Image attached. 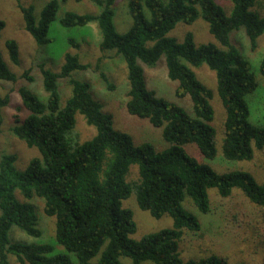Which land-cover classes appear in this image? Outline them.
I'll use <instances>...</instances> for the list:
<instances>
[{
    "label": "trees",
    "instance_id": "obj_1",
    "mask_svg": "<svg viewBox=\"0 0 264 264\" xmlns=\"http://www.w3.org/2000/svg\"><path fill=\"white\" fill-rule=\"evenodd\" d=\"M68 1H50L39 19L33 6L20 4L25 29L39 47L53 42L49 38L51 27L61 5ZM88 1L100 9L99 14L67 12L60 24L68 29L97 24L102 37L100 51H114L127 64L128 113L148 120L155 128H163L169 147H136L131 136L114 129L112 116L103 113L90 86L72 77L74 72L92 67L82 63L79 54L67 53L58 73L41 64L48 98L42 101L31 91L21 89L22 103L29 114L25 120L17 118L12 129L28 148H37L41 157L32 159L24 171L15 166L16 154L0 157V264H11L10 254L20 264H124L122 258L131 259L133 264H229L217 255L198 261L181 259L178 241L184 231L194 235L201 232L200 222L184 209L183 203L190 198L203 214H211L214 211L209 190H217L224 201L238 189L258 208L264 224V183L247 172L219 174L186 153L184 147L195 144L206 159L213 160L217 155L214 110L210 104L213 91L198 80L190 66L206 65L216 74L218 94L226 112L224 157L229 161L253 160L255 150H264V128L250 122L246 98L259 84L249 60L231 43V34L245 28L251 51H256L258 39L264 37V0H231V15L214 0H130L133 25L125 34H119L114 25L117 0ZM200 17L209 24L219 45L198 47L191 33L182 44L168 37L178 24L192 25ZM4 28L0 19V39ZM70 43L76 48L79 45L74 40ZM7 49L11 62L19 65L18 42L7 41ZM3 57L0 50V80L16 82L17 76ZM163 57L169 78L179 84L177 97L190 98L192 113L147 88L143 65L153 68ZM95 69L100 71L102 83L113 90L114 85L100 66ZM260 72L264 77V57ZM23 78L33 82L29 71ZM62 79H69L72 87L64 108L58 85ZM9 103L8 95H0V111ZM77 114L97 130L89 141L80 140ZM132 165L139 167V179L128 183ZM17 192L27 201L36 197L44 200L45 214L56 219V242L67 253L54 254L51 244L11 243L13 227L34 238L42 236L34 206L19 201ZM132 195L139 208L154 218L169 215L173 227L138 241L132 239L137 226L132 211L123 208V201Z\"/></svg>",
    "mask_w": 264,
    "mask_h": 264
},
{
    "label": "rangeland",
    "instance_id": "obj_2",
    "mask_svg": "<svg viewBox=\"0 0 264 264\" xmlns=\"http://www.w3.org/2000/svg\"><path fill=\"white\" fill-rule=\"evenodd\" d=\"M50 1L52 0H0V19L5 23L0 39V50L4 56L3 59L17 76L16 82L0 80V95L10 97L8 106L0 111V157L3 154H16L18 160L15 166L19 171H24L32 159L41 157L37 148H28L12 131L17 118L25 120L29 114L23 106L20 90L25 88L36 94L42 101H46L48 95L44 89V77L40 71V65L45 64L48 70L58 73L65 63L67 53L79 54L82 57V63L92 66L88 71L74 72L72 77L90 86V93L93 99L101 105L103 113L112 116L116 131L131 136L136 147H141L144 144H152L158 150L169 147L163 138V128H155L148 120L137 118L128 113L127 102L130 85L127 64L123 57H117L114 51L105 53L100 51L102 37L97 24L91 23L86 27L73 29L64 28L60 24L61 18L67 12L80 15L99 14L100 9L96 5L88 0L82 2L69 0L66 4L61 5L57 19L49 33V38L53 42L43 47L37 45L34 38L25 29L20 4L25 7L33 6L34 15L39 19L44 7ZM214 1L224 8L227 15L232 14L234 5L231 0ZM129 2L130 0H117L114 5V25L119 34L127 33L133 25L129 13ZM145 11L150 19L149 11L147 9ZM252 11H256V9H252ZM188 33L193 34L198 47L210 43L219 45L210 33L209 24L202 17L192 25L178 24L168 37L182 44ZM9 40H15L19 44V55L21 56L19 65L13 64L10 60L11 56L7 49ZM70 40L76 41L79 44L78 47H74ZM231 43L251 63L252 72L259 85L257 90L246 98L250 110V122L257 127L264 128V77L260 72L261 61L264 57V37L258 39V47L254 52L251 51L250 40L245 28L231 34ZM98 65L114 85L113 90L108 89L100 80V71L95 69ZM143 67L146 86L150 91L155 92L157 97L192 113L190 98L179 99L176 95L179 84L169 78L165 57L153 68L144 65ZM190 68L198 80L213 91L210 104L214 110L212 126L216 131L217 155L213 160L206 159L195 144L185 146L186 153L201 163L209 165L219 174L235 171L247 172L260 184L264 183V150H255L254 159L251 161H229L224 157L222 152L226 112L218 94L216 74L206 65L199 68L190 66ZM28 71L33 77V82L23 78L24 73ZM58 85L61 108H64L71 98L72 87L69 79L59 80ZM76 122V131L81 142L89 141L96 136V128L89 126L84 116L77 114ZM137 179H139V167L132 165L126 181L131 183ZM15 195L19 201L28 202L34 206L38 218V228L42 231V236L34 238L19 228L13 227L10 231L11 243L51 244L55 248L54 254L67 253L66 249L56 242V219L45 214L44 200L36 197L32 201H27L19 192ZM209 196L214 211L211 214H203L190 198H186L183 203L184 209L200 222L201 232L194 235V233L184 231L182 238L178 241L181 259L184 262H189L217 255L225 258L229 264H264V224H262V214L258 208L238 189L233 191L231 198L224 201L221 200L215 189L209 190ZM123 208L129 209L133 213L137 229L131 238L136 241L146 235L173 227V219L169 215L157 219L149 212L140 209L135 195L123 201ZM9 261L11 264H20L17 258L11 254ZM121 261L124 264H133L129 258H122ZM143 264L153 263L146 261Z\"/></svg>",
    "mask_w": 264,
    "mask_h": 264
}]
</instances>
